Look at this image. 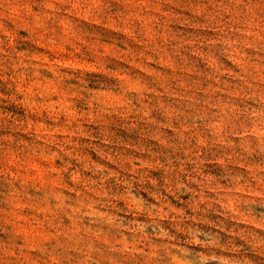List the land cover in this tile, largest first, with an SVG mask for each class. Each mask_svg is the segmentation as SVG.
<instances>
[{
  "label": "rangeland",
  "instance_id": "374dc122",
  "mask_svg": "<svg viewBox=\"0 0 264 264\" xmlns=\"http://www.w3.org/2000/svg\"><path fill=\"white\" fill-rule=\"evenodd\" d=\"M0 264H264V0H0Z\"/></svg>",
  "mask_w": 264,
  "mask_h": 264
}]
</instances>
